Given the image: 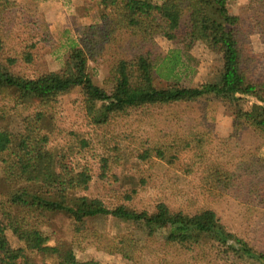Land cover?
<instances>
[{"label": "trees", "instance_id": "16d2710c", "mask_svg": "<svg viewBox=\"0 0 264 264\" xmlns=\"http://www.w3.org/2000/svg\"><path fill=\"white\" fill-rule=\"evenodd\" d=\"M234 1L97 0L95 22L79 25L63 68L29 77L12 70L16 58L1 59L2 33L12 26L19 5L0 0V264H31L30 253L42 256L43 264H99L79 259L71 244L57 236L60 217L72 236L92 237L104 252L133 264H190L188 257L203 260L214 254L235 264H264V252L230 232L211 209L188 213L159 202L151 213L137 212L87 196L93 181L89 159L123 160L121 141L129 137L118 139L110 130L133 112L218 99L239 125L264 138V68L257 73L253 69L259 55L241 18L230 10ZM248 1L250 19L264 38V0ZM158 37L186 52L201 44L219 55L218 81L181 84L180 51L159 57ZM91 54L112 57L107 88L98 86L88 71ZM22 55L33 63L32 52ZM156 76L168 84L157 86ZM76 89L94 128L89 135L61 130L55 123L59 98ZM13 116L22 118L23 131H12ZM204 136L197 131L164 135L146 143L134 158L157 159L168 166L185 153L201 160ZM67 159L72 165H64ZM201 165L202 188L212 194L227 189L230 176L224 167ZM109 218L123 225L122 233L110 237L101 231L103 225L88 226ZM182 255L186 258L180 259Z\"/></svg>", "mask_w": 264, "mask_h": 264}, {"label": "rangeland", "instance_id": "374dc122", "mask_svg": "<svg viewBox=\"0 0 264 264\" xmlns=\"http://www.w3.org/2000/svg\"><path fill=\"white\" fill-rule=\"evenodd\" d=\"M15 1L19 6L13 13L12 26L6 27L2 33L5 47L1 59L16 58L12 70L29 77L60 71L70 46L76 42L79 25L95 22L97 0ZM230 10L241 18L254 53L259 55L253 69L256 73L261 72L264 68V38L250 19L249 1L235 0L230 4ZM156 42L159 57L172 56L180 51L183 65L177 72L181 84L196 86L218 81L220 57L204 45L197 44L186 52L181 46L162 37L156 38ZM23 51L32 52L33 63L24 61ZM92 54L88 71L98 86L107 88L106 79L112 57L104 54L101 58ZM155 84L161 87L168 83L156 76ZM56 108L55 123L59 129L73 130L82 135L94 132L79 89L60 97ZM10 127L14 132L23 131L22 118L13 116ZM188 131L206 135L207 145L201 160L192 153H185L174 166H168L157 159L143 162L134 158L146 143L153 144L161 136ZM110 133L118 139L124 135L129 137L121 141L124 158L119 163H106L100 157L89 159L93 171V181L87 193L89 198H100L109 207L125 204L137 212L151 213L159 202L188 213L211 209L230 232L264 252V138L253 128L239 125L228 105L221 100L211 99L149 108L119 120ZM202 162L222 166L228 171L230 184L226 190L213 191L212 194L201 187ZM63 163L72 165L70 159ZM55 225L59 229L57 236L68 241L81 260H94L99 264H133L120 256L104 252L92 237L72 236L70 226L62 217L56 220ZM101 225L103 230H100L110 237L122 233L124 228L112 218L88 226L98 229ZM11 241L18 247L12 238ZM48 245H54V241ZM29 256L31 264L44 263L43 257L36 253ZM221 258L214 254L203 260L195 257H188L187 260H190V264H235Z\"/></svg>", "mask_w": 264, "mask_h": 264}]
</instances>
